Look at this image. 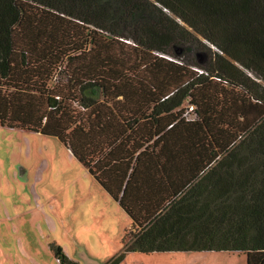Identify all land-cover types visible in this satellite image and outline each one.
Segmentation results:
<instances>
[{
	"label": "trees",
	"instance_id": "1",
	"mask_svg": "<svg viewBox=\"0 0 264 264\" xmlns=\"http://www.w3.org/2000/svg\"><path fill=\"white\" fill-rule=\"evenodd\" d=\"M0 126L56 137L125 251L264 264V0H0Z\"/></svg>",
	"mask_w": 264,
	"mask_h": 264
},
{
	"label": "rangeland",
	"instance_id": "2",
	"mask_svg": "<svg viewBox=\"0 0 264 264\" xmlns=\"http://www.w3.org/2000/svg\"><path fill=\"white\" fill-rule=\"evenodd\" d=\"M130 220L52 136L0 126V264H246L240 252L125 251Z\"/></svg>",
	"mask_w": 264,
	"mask_h": 264
},
{
	"label": "crops",
	"instance_id": "3",
	"mask_svg": "<svg viewBox=\"0 0 264 264\" xmlns=\"http://www.w3.org/2000/svg\"><path fill=\"white\" fill-rule=\"evenodd\" d=\"M123 211V210H122ZM129 218V217H128ZM130 226H131V223H130ZM71 260V259H70ZM71 261H73V262H76V261H74V260H71ZM77 263V262H76Z\"/></svg>",
	"mask_w": 264,
	"mask_h": 264
},
{
	"label": "built area",
	"instance_id": "4",
	"mask_svg": "<svg viewBox=\"0 0 264 264\" xmlns=\"http://www.w3.org/2000/svg\"><path fill=\"white\" fill-rule=\"evenodd\" d=\"M189 110H192V107H190Z\"/></svg>",
	"mask_w": 264,
	"mask_h": 264
}]
</instances>
